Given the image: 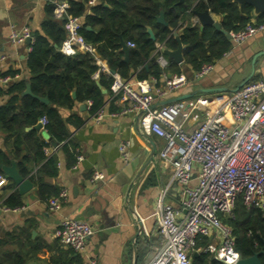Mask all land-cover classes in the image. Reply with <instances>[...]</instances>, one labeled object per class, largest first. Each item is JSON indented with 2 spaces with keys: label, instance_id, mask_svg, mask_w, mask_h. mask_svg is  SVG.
I'll return each instance as SVG.
<instances>
[{
  "label": "trees",
  "instance_id": "trees-1",
  "mask_svg": "<svg viewBox=\"0 0 264 264\" xmlns=\"http://www.w3.org/2000/svg\"><path fill=\"white\" fill-rule=\"evenodd\" d=\"M67 1L70 4L68 11L82 18L81 32L86 41L107 61L110 69L125 79H130L135 74L138 79L155 77L160 80L165 71L153 58L157 45L164 44L167 48L177 49L179 43L173 31L186 22L188 23L178 34L183 45L182 66L186 65L187 69L196 74L205 64L214 65L221 59L232 48V40L224 31L212 25L203 28L198 24L192 25L189 20L195 11L210 9L222 14L220 23L228 33L237 32L249 24H264V13L255 16L250 4L239 5L234 0H184L180 3L179 0H100L93 5L92 0ZM54 7V3L49 1V16L42 24V31L35 34L27 60L32 91L37 96L48 97L49 104L32 95L22 96L21 93L26 88L25 80L11 81L8 85L0 86V94L8 95L7 101L0 105V130L7 137L14 138L12 156L18 161L21 175L33 181L37 196L47 202L57 196L62 188L48 183L45 177L57 175L60 158L58 151L65 155L69 166L76 163L79 150L72 133L73 128L84 122L76 114L64 118L60 108L71 109L77 102L87 103L91 100L89 110L91 114H95L107 103V97L99 84L110 91L113 80L103 72L99 81L94 79L99 66L93 53L77 51L69 55L61 50L67 29L65 20L55 16ZM162 11L167 25L158 22ZM88 26L91 29H87ZM148 27L153 28L155 39L149 37ZM122 40L135 43L134 47H130L128 62L123 58ZM166 71L176 74L184 72L181 64L173 59L169 60ZM74 91L76 97L72 95ZM110 103L113 107L115 100ZM43 116L49 121L45 129L48 140L42 136L41 130L34 128ZM53 142L59 145L58 149L47 155L46 149ZM22 150L26 153L22 154ZM0 163L11 164V159L1 149ZM33 163L37 165L35 169L29 166ZM0 173L5 174L2 169ZM0 205L10 209L24 205L23 195L10 178L6 192L0 196ZM222 218L233 229L235 249L240 256L247 258L255 252H261L260 260L264 264L262 211L258 207L248 208L239 198L233 216ZM17 231L15 234L6 231L2 235L4 229H0V264H25L34 256L33 253L42 249L41 243L32 239L28 230L19 228ZM208 242L209 237H203L198 246L203 247ZM64 248L61 247L58 254L52 257L53 264H83L80 253L68 246ZM193 262L224 264L214 259L209 252H201Z\"/></svg>",
  "mask_w": 264,
  "mask_h": 264
},
{
  "label": "crops",
  "instance_id": "crops-1",
  "mask_svg": "<svg viewBox=\"0 0 264 264\" xmlns=\"http://www.w3.org/2000/svg\"><path fill=\"white\" fill-rule=\"evenodd\" d=\"M49 1L0 0V74L9 73L13 77L12 81L25 80L26 83L30 78L27 60L34 36L42 31V24L49 16ZM99 2L100 0L95 1V3ZM210 12L216 21L222 20V14L211 10ZM254 15L258 16L255 13ZM189 22L192 25L198 24L201 28L195 13ZM187 23L180 24L174 31L179 34ZM23 27L31 30L33 39L31 42L26 40L19 44L13 43L9 37L11 30H20ZM164 48L170 49L165 45ZM262 48H264V30L242 43H233L232 48L205 75L204 83L208 86L233 89L250 75L252 77L249 81L264 78V54L252 61L255 51ZM96 55L98 66L104 65L110 68L105 59L97 53ZM3 56L5 58L2 60ZM165 56L168 61L171 60L167 55ZM123 58L125 60V52ZM153 58L159 64L156 52ZM182 63L178 64L183 68ZM183 70L189 78L187 84L165 97H155L153 101L155 108L200 87L197 80L191 78L192 71L189 69L186 71L184 68ZM164 71L168 75L176 74L166 71V68ZM95 73L94 79L99 81L101 73L98 76ZM130 78L132 81L148 79H138L135 74ZM160 82H163V74L160 76ZM100 86L101 90L106 88L102 84ZM233 91L211 95L223 96ZM104 94L107 103L104 106L105 115L101 120L95 119L89 107L81 109L83 103L80 102L71 109L60 108L62 116L66 119L72 114L84 119L83 124L73 128L72 133L78 144L79 154L83 156L82 160L69 166L65 155L58 151L60 153L58 173L56 176L45 177L48 183L67 189L69 194L61 209L51 210L49 203L37 196L35 184L29 192L23 194L22 209L6 210L0 205V229H4L2 235L7 232L15 234L19 228H24L31 233L32 239L42 245V249L33 253L34 256L25 264H53L52 257L58 254L61 247H66L61 245L55 236V229L64 217L88 221L95 229L87 240L85 252L80 253L83 264H147L164 243V237L158 227L156 211L160 195L170 185L172 179L171 167L166 165L159 155L165 140L156 134L148 135L141 130L139 112L120 113L130 106V102L115 100L112 107L110 91ZM7 99L8 95L0 94V105H3ZM41 133L46 140L49 139L44 129H41ZM13 141V137H7V134L0 130V149L11 159V162L17 161L12 156ZM125 141L130 142L127 148L128 160L122 157L120 151V145ZM24 153L26 151L22 150V154ZM29 166H33V169L37 167L36 163ZM95 170L101 171L104 178L92 182L90 178ZM7 186L0 191V196L4 195ZM178 200L176 187H169L165 202L177 206ZM214 237L216 238V235L213 238L209 237V242L215 240ZM205 246H198L201 252H204L202 248ZM200 253L192 255V264L195 256Z\"/></svg>",
  "mask_w": 264,
  "mask_h": 264
},
{
  "label": "built area",
  "instance_id": "built-area-1",
  "mask_svg": "<svg viewBox=\"0 0 264 264\" xmlns=\"http://www.w3.org/2000/svg\"><path fill=\"white\" fill-rule=\"evenodd\" d=\"M50 1L55 5V16L65 20L67 36L61 50L69 55L79 50L90 52L97 60L95 49L81 32L82 18L68 11L70 4L67 0ZM95 1L92 0L91 4ZM263 30L264 24H249L231 33V40L242 43ZM9 37L17 44L29 37L33 39L28 27L12 29ZM127 44L135 46L134 42ZM163 47L164 44H158L155 52L160 66L165 69L169 61L162 52ZM212 68V64H205L195 75L205 76ZM102 72L113 79L110 100L130 102V106L120 113L139 112L141 130L165 140L159 155L172 169L171 183L162 191L156 211L164 243L147 264H192V255L201 252L199 239L215 235V240L202 248L203 251L224 264H236L241 256L235 249L233 229L222 217L233 216L239 198L248 208L258 207L264 216V78L248 81L228 95H213L212 98L196 95L155 108V97H165L187 84L189 78L186 73L168 75L164 72L161 83L155 77L139 81L125 79L117 72L112 73L110 68L99 65L95 75ZM12 80L11 75L0 74V86L8 85ZM86 104L90 109L92 101ZM93 115L96 120H101L105 115L104 107ZM39 122L45 130L49 121L43 116ZM129 145V141L120 145L125 160L129 159ZM58 146L47 148V155L54 153ZM82 158L78 154L76 162ZM103 178V173L95 170L90 180L95 182ZM8 183L9 177L0 173V191ZM171 186L176 187L179 195L177 206L165 202ZM68 194L67 189H62L52 197L48 202L50 209L60 210ZM94 231L88 221L64 217L55 229V236L76 253H84L87 240Z\"/></svg>",
  "mask_w": 264,
  "mask_h": 264
},
{
  "label": "water",
  "instance_id": "water-1",
  "mask_svg": "<svg viewBox=\"0 0 264 264\" xmlns=\"http://www.w3.org/2000/svg\"><path fill=\"white\" fill-rule=\"evenodd\" d=\"M184 0H179L180 2H183ZM235 2H237L239 5H241L242 3H247L250 4L253 9H254V13L257 15L263 14L264 13V0H234ZM195 14L198 17V21L201 23V28H203L204 26L207 25H212L214 26L216 29L218 30H222L225 32V34L227 35V37L229 39H231V33H228L227 31H225L222 28V25L220 22L216 21L212 15L209 9L203 11V12H197L195 11ZM158 22L162 23L163 25H167V21L165 20L164 17V13L163 11L161 12V14L158 17ZM87 29H91V27H87ZM147 31L149 33V37L151 39H155V33L153 31V29L151 27L147 28ZM173 34L175 35V37L178 40L179 46L177 49L174 50H170V49H166V48H162V52L167 55L170 59H174L177 63H182L184 61V57H183V45L182 42L178 36L177 32H173ZM32 38L29 37L27 39V42H31ZM122 44V49L125 52V60L128 61L129 58V51L130 48L127 44L126 41L122 40L121 42ZM264 54V48L259 49L258 51H255L252 61H255L257 59V57H259L260 55ZM183 68L187 71V66L184 65ZM112 73H115V70L111 69ZM206 76H200L197 77L195 74H193L191 76V78L193 80H197V82L200 84V87L195 89L194 91L187 93V94H183L177 98H174L172 100H168L166 101L167 103L172 102V101H177V100H182V99H186V98H190L193 96L198 95L199 93H205V94H210V98H212L211 94L217 93V92H223V91H237L238 89H240L245 83H247L252 75H250V77L246 78L244 81H242L237 87L230 89L228 87H215L212 85H206L204 83V79ZM100 85V84H99ZM102 91L104 93H107V88H102ZM22 95H32L37 97L40 101H42L45 104H49V99L48 97H41V96H37L33 93L32 88H31V82H30V78L27 79L26 81V88L25 90L22 92ZM73 97H76V92L74 91L72 93ZM87 108V104L83 103L81 104V109H86ZM38 130H41L43 128L41 122H38L35 127ZM56 142H53V145H56ZM0 169H2L4 171V173L12 180L14 181V183L17 186V189L19 191L20 194H26L27 192H29L33 187H34V183L33 181H31L29 178L23 177L19 171L18 168V164L17 161L13 160L11 162L10 165H6V164H2L0 163ZM141 225V224H140ZM142 226V225H141ZM260 253L261 252H255L252 256L247 257V258H240L238 260V262L236 264H262L261 260H260Z\"/></svg>",
  "mask_w": 264,
  "mask_h": 264
}]
</instances>
